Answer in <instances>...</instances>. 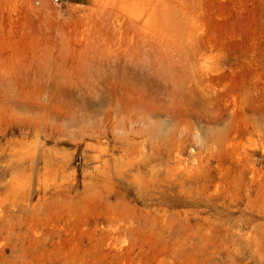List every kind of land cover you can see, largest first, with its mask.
I'll use <instances>...</instances> for the list:
<instances>
[{
  "label": "rangeland",
  "instance_id": "obj_1",
  "mask_svg": "<svg viewBox=\"0 0 264 264\" xmlns=\"http://www.w3.org/2000/svg\"><path fill=\"white\" fill-rule=\"evenodd\" d=\"M0 264H264V0H0Z\"/></svg>",
  "mask_w": 264,
  "mask_h": 264
},
{
  "label": "bare ground",
  "instance_id": "obj_2",
  "mask_svg": "<svg viewBox=\"0 0 264 264\" xmlns=\"http://www.w3.org/2000/svg\"><path fill=\"white\" fill-rule=\"evenodd\" d=\"M171 75H172V73H171ZM170 78L173 79V80L170 79L173 82L177 79V78L175 79L174 77H170ZM137 94H138L139 97H144L147 93H146V90H144L143 88H140V89H137ZM171 108H172L171 106L168 107V109H171ZM113 111H114L113 108L109 109V111L107 113L108 117L111 116V112H113ZM152 113L153 112L151 110H149L148 107H147V111L139 112V113H137V114H135L133 116L123 115L124 122L126 124H134V123H137V122L147 123V119L146 118H147V116L150 117L152 115Z\"/></svg>",
  "mask_w": 264,
  "mask_h": 264
},
{
  "label": "built area",
  "instance_id": "obj_3",
  "mask_svg": "<svg viewBox=\"0 0 264 264\" xmlns=\"http://www.w3.org/2000/svg\"><path fill=\"white\" fill-rule=\"evenodd\" d=\"M57 1H59V0H57Z\"/></svg>",
  "mask_w": 264,
  "mask_h": 264
}]
</instances>
